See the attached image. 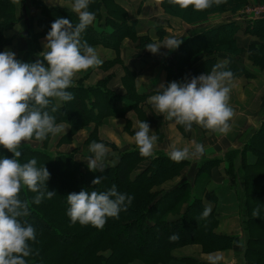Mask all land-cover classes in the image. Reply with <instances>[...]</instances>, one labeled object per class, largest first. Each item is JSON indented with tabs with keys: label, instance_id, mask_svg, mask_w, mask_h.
Returning <instances> with one entry per match:
<instances>
[{
	"label": "trees",
	"instance_id": "16d2710c",
	"mask_svg": "<svg viewBox=\"0 0 264 264\" xmlns=\"http://www.w3.org/2000/svg\"><path fill=\"white\" fill-rule=\"evenodd\" d=\"M28 1L32 14L27 15L25 28L17 34L24 47L16 59L34 63L42 59L40 53L44 51L40 41L46 38L51 24L57 18H67L76 26L79 18L72 11L74 0H64L71 7H48L40 0ZM159 2L166 15L178 17L189 25H197L214 14L237 12L247 0H226L219 5L213 3L202 11L192 7L182 9L172 0ZM121 3L120 0H90L87 10L94 13V20H98L96 27L100 31L93 24L89 25L81 34V41L90 46L111 49L117 56L114 61H102L98 67L121 64L119 51L125 40L132 43L140 54L147 44L159 42L165 37L169 23L167 26L165 22L154 26L153 36L149 33L142 35L139 19L129 17L128 10ZM139 4L136 5L135 15L140 13ZM18 19L16 0H0V52L11 45L12 39L5 33L16 25ZM251 39L253 41H249ZM241 56L264 70V18H242L240 22L228 20L198 29L182 39L180 46L163 61L162 68L167 79L177 83L210 73L218 64L222 70L231 71L233 76L248 75L238 63ZM124 72L122 85L126 93L122 96L107 88L110 80L107 76L95 86L85 87L81 81L73 83L67 89L74 96L71 101H60L57 105L55 98L50 100L43 111L53 116L57 125L68 126L67 132L57 139L56 148L71 142L78 130L89 127L91 123L94 127L84 143L102 142L97 138V127L103 118L109 113L123 114L135 106L136 98L137 103L143 100L134 93L135 71L125 68ZM116 99L123 102V110L118 113L111 108ZM51 138L52 134L43 141L33 139L30 142H38L37 145L27 142L19 149L21 164L35 158L37 168L45 166L49 171L50 178L45 182L46 186H41V191L56 193L51 199L45 196L37 205L32 201L38 193L21 187L19 199L29 202V215L20 220L26 226L31 225L36 233V241H29L32 254L25 258L26 264H204L194 259L177 258L172 252L192 245H199L203 253L221 252L239 245V237L215 232L218 219L213 208L207 217L203 216L205 209L209 208L206 203L216 204V192L204 189L201 196H196L193 190L196 182L208 181L211 170L222 160L204 158L196 169L193 182L184 181L170 189L158 190L157 187L165 181L180 176L189 161L176 163L161 152L145 157L140 155L139 149H135L120 152L116 163L104 166L102 174L89 171L88 163L76 160L73 154L52 151L48 146ZM5 157L13 158L12 153L0 146V158ZM236 159H239L237 168L234 164ZM145 160H148L146 167L136 173L139 164ZM224 160L228 163L225 174L241 201L240 225L244 245L240 264H264V119L241 148L226 153ZM101 175L105 176L102 183L93 185L92 181ZM113 185L119 193L134 197L127 210L119 213V218H108L103 228L71 222L67 215L70 207L68 194L81 190L105 192ZM257 207L260 215L254 218L252 212ZM173 234L179 237L176 241L169 239Z\"/></svg>",
	"mask_w": 264,
	"mask_h": 264
},
{
	"label": "clouds",
	"instance_id": "9594fccd",
	"mask_svg": "<svg viewBox=\"0 0 264 264\" xmlns=\"http://www.w3.org/2000/svg\"><path fill=\"white\" fill-rule=\"evenodd\" d=\"M182 9L188 7L196 11L205 10L213 5L225 3L226 0H172ZM90 0H74L72 11L78 15L79 23L73 26L67 18H57L51 24L46 35L45 51L40 53L42 59L34 63H24L16 59L10 50L0 52V146L12 153L13 158H0V264H26V257L32 254L29 241H36L35 229L21 222V217L29 215V202L21 201L19 193L24 186L33 193H38L32 203L40 204L45 196L51 199L53 191H41V186L50 178L45 166L37 168L35 158L21 164L19 150L24 142L35 139L43 141L49 134L57 135L63 129L55 123V118L43 109L55 98L63 102L74 99L67 91L73 86L74 77L90 68L102 64L94 47L81 41V34L91 25L95 15L89 12ZM181 40L165 38L160 43H149L144 49L158 54L161 47L177 49ZM46 62V66H45ZM233 73L222 70L221 65L213 67L210 73L201 74L183 83L171 82L161 91L151 95L148 103L154 106L164 119L182 125L190 131L193 124L207 130L227 134L229 121L234 113L229 106ZM55 111V109H53ZM151 132L147 122L138 124L134 140L141 156H151L158 140ZM194 144V151L188 147L178 148L170 145L169 158L176 163L199 157L204 146ZM89 151V171L104 173L103 161L109 149L99 142H92ZM105 179L96 177L93 185H100ZM134 197L119 193L113 185L105 192L81 190L67 195L70 206L67 215L73 224H91L103 228L108 218H119L121 211H126ZM210 208L205 209L207 217ZM252 215L258 218L260 209L253 210ZM175 234L169 237L176 241Z\"/></svg>",
	"mask_w": 264,
	"mask_h": 264
},
{
	"label": "crops",
	"instance_id": "0c3cea01",
	"mask_svg": "<svg viewBox=\"0 0 264 264\" xmlns=\"http://www.w3.org/2000/svg\"><path fill=\"white\" fill-rule=\"evenodd\" d=\"M40 1L48 7H71L69 2L64 0H54V3H52L53 0ZM247 1L248 3L253 4L259 2L260 0ZM121 4L123 5V3ZM30 9V3L28 0H16V14L19 18L18 21L19 23L21 22L22 26H14L16 31H13V27L11 30L5 33L7 37H10L12 39L10 46H13L15 48L18 56L19 52H21L24 47V43L20 41L21 39L18 38L17 34L25 28V18H27V15H29L30 12L32 14V11ZM22 14L24 15V18ZM128 14L129 17H133L129 10ZM37 15L38 12L36 10L35 16ZM163 15L165 16L166 20H169V24H171L172 27L165 29L166 34L162 42L165 40V38H168L169 35L170 38L172 35L175 39L182 41V39L188 35L187 30H192L191 28L199 27V25H187L177 18H172L171 16L165 14ZM224 18L225 17H223L222 20ZM243 19L246 18L243 16ZM234 20L240 22L242 18L238 17ZM97 23L98 20H94L92 24L94 25V27H96ZM142 23L143 22L139 19L140 29L141 26H143ZM173 24H181V26L180 28H176V31L173 28ZM249 41H253V39ZM162 42H158L157 44H160ZM242 42H244V40H242ZM45 44L46 40L42 39L40 41V45L43 51H45ZM133 46L134 45L128 40H125L123 42L119 51V59L121 61V64H110L105 66L104 68L102 67L103 65L100 67L90 68L87 70L89 72L86 77L83 78V75L86 72L83 71L78 73L73 80L74 84L81 81L82 85L88 87L95 86L98 81L104 79L107 76H110L107 88L114 91L119 96H122L126 93V90L122 85V77L125 76L124 69L127 68L131 72L135 71L136 78L134 80V93L137 97H143V100L137 103L136 98L133 103L135 106H132V108L125 111L121 115H118L116 113H109V115L103 118V121L97 127L98 140L104 142L103 144L109 149L103 161V165L113 166L116 163L120 152L138 149L134 140V135L135 132L138 131L139 122L145 121L150 126L151 132L149 133V135H156L158 137V140L153 149V154L151 156H154L161 152L169 157L170 145L172 144H175L176 147L181 149L184 147H188L190 149V152L194 151L193 142L202 144L204 146V152L202 155H200L199 157L192 156L190 159H186L187 161H189V165L185 167L181 175L175 177L169 182L167 181V184H169V186L165 189H163V186H165L166 184L164 182L163 185L157 187L158 190L170 189L175 185L183 183L184 181L190 183L193 182L196 174V169L198 168L200 162L204 158H207L220 159L222 161L218 164V166L214 167L211 170L210 178L205 182V184L208 183V185L205 186V191H216L220 187H225L226 189H228V192H230L229 189L232 182L229 176L225 174V170L228 166V163L224 160L225 154L231 150L240 149L242 144L246 140H248L251 135L258 129L260 123L264 119V81L259 82L258 88H256V92H252L253 97L251 101L247 98H245L246 101L237 99L234 95L232 99H234V103H237L234 107V104L230 105L232 101L231 99H229V106L233 109L234 113L232 119L229 121V124L233 126V123L235 125V122H242L240 126L234 127V129H236L237 131V137L235 136V134H233V132H230V130L227 134H223L220 132L207 130L197 124H193L190 131H185L184 126L176 124L174 121L164 119V117L156 111L154 106L148 103V98L151 95H154L162 90L161 86L167 87L168 84L174 82L172 79H167L166 72L162 68L163 61L170 55L173 50L161 47L159 53L156 54L158 56L150 53V55H146V57H151L152 59L147 60L143 55L138 54V51L133 48ZM92 47L95 48L99 58L102 61H114L117 58L115 51L111 49L103 48L100 45H95ZM159 56L163 58L159 61H156L154 57L158 58ZM240 66L242 68L245 67V65H242V63ZM259 69L260 68H255L257 72L259 71V76L264 78V70L260 71ZM55 103L59 105L60 100L55 99ZM249 104H252L254 107L252 108V110L248 109L243 114V105ZM111 108L113 112L118 113L123 110V102L116 99L112 103ZM59 126H61L63 130L57 135H52V137L56 136L57 139L68 130V126L66 124H59ZM93 127L94 123H91L89 127L78 130L74 134L71 142H69L68 144H62L59 148H56V151L73 154L75 155L76 160L85 161L87 163L89 157L94 156V154L89 151V146L91 143L85 144L84 142L89 135V131ZM238 138H242L243 140L238 141ZM33 144L35 146L37 143ZM147 164L148 160L141 162L137 167L136 173L144 169ZM234 164L237 168L239 166V159H236L234 161ZM232 195L237 197V194L235 195L234 193H232ZM218 201L219 199H217L216 204L214 205H212L211 203H206L210 209H214L216 217L218 216L216 214ZM217 212L219 213V215L222 213L219 208ZM222 215L223 214H221L220 216ZM228 220V224L226 223L227 220H225L224 230L220 229V222L218 220V228H215V232L219 234L234 235L240 238L242 234L240 227V215L239 217ZM232 250L204 254L202 253L201 247L199 245H192L174 250L172 254L177 258L194 259L204 264H240V252L242 250V245L235 247V253L232 252ZM227 252H232V254H226Z\"/></svg>",
	"mask_w": 264,
	"mask_h": 264
},
{
	"label": "rangeland",
	"instance_id": "374dc122",
	"mask_svg": "<svg viewBox=\"0 0 264 264\" xmlns=\"http://www.w3.org/2000/svg\"><path fill=\"white\" fill-rule=\"evenodd\" d=\"M120 1L123 3V6L129 10V12L131 13L132 16H136L138 19H140L143 22L142 23L143 26H141V29H142L141 30V34L142 35L144 33H149L151 36H153V34H154L153 29H150V28H152L154 25L156 26V25H158L160 23H163V22H165L166 26L168 25V23H170L169 20H166L165 16L163 15L165 13L163 12L162 8L160 7L159 0H120ZM52 3H54V0L52 1ZM138 3H140L139 5H140L141 9H140V13L135 15L134 12H135V9H136V5ZM261 3H264V2L259 1V2H256V3L252 4V3H248V1H247V3L245 5H243L242 8H240L235 13L228 12V13H224V14L221 13V14L211 15V16H209L207 18L206 21H204V23L197 24V25H199V27L191 28L192 30H187V32H188V34H191V33L195 32L198 29H201V28H203L205 26L206 27L215 26L217 24H220L223 21L234 20V19H237L238 17L243 18V16L246 15V11H247L248 8L251 9V8H253V6H256V5L258 6ZM139 5H138V7H139ZM168 16H171V15H168ZM171 17L181 20L178 17H174V16H171ZM223 17H225V18L222 20ZM216 19L217 20H222V21H217ZM169 25L166 27L167 29L172 27L171 25L169 27ZM187 25H189V24H187ZM15 26L21 27L22 26L21 22L19 23V21H17ZM180 26H181V24H173L174 30H176V28H180ZM96 29L100 31L99 27H96ZM106 30H108V29H106ZM13 31H16L15 27H14ZM11 33H13V32H11ZM168 38H170V35L168 36ZM171 38H174V37L171 35ZM162 40L159 41V42H162ZM154 43H158V42L155 41ZM133 48H134V46H133ZM5 50H10L13 53H15V57L18 56L17 52H16V50H15V48L13 46H8V47H6L4 49V51ZM140 55H143L147 60L152 59L151 57H146V55H150V52L147 51L146 49H144V52L140 53ZM156 56H158V55H156ZM162 58L163 57H160V56L158 58L154 57V59H156V61H159ZM238 63L240 65H241V63H242V65L243 64L245 65V67H244L245 73H248V75L233 76V81H232V84H231V91H230V99H231L232 103L230 105L234 104V107L236 106L235 104H237L236 102L234 103V99H232V97L234 95H235V98H237V99L245 100V98H247V99H249L251 101V99L253 97V93L252 92H256V88H258L259 82L264 81V78L259 76V74H260L259 71L257 72L255 70V68H258V67L253 65L251 63V61L248 60V58H246L244 56H241V57L238 58ZM260 71H262V70H260ZM235 80H237V81H235ZM247 86H249V87H247ZM253 107L254 106L252 104L243 105V107H242V111L243 112L242 113L244 114V112H246L248 109L252 110ZM241 123L242 122H235V125H234V123H233V126L230 125V132H233V134H235L236 137H237V131H236V129H234V127L240 126ZM56 139H57L56 136L52 137V139L50 140V143L48 144V146H50V149L52 151L53 150L54 151L57 150L56 149V141H57ZM240 140H243V139L242 138H238V141H240ZM24 143H27V142H24ZM29 143L30 144H33V143H37L38 144V142H30V141H29ZM167 181L169 182L170 180H167ZM167 181H165L166 184H165V186H163V189H165L166 187L169 186V184H167L168 183ZM163 184L164 183H162L161 185H163ZM207 185H208V183L205 184V181H203L202 183H198V184L196 182L195 186L193 188L194 194L196 196H201L202 190H204L205 186H207ZM234 188L235 187L232 184H230V189H229L230 192H228V189H226L225 187H220L219 189H217L215 191L217 196H218V199H219V201L217 203L216 214L218 215L217 219L220 222L219 225H220V229L221 230H224L225 220H227L226 223L228 224V221H229L228 219H233L235 217H239V215H240V204H241V201L236 196L232 195V193H234L235 195L237 194L236 193L237 190H236V188L235 189ZM218 208L222 212L221 213V214H223L222 216H220L221 214L219 215V213L217 212ZM240 227H241V225H240ZM241 233H242V231H241ZM230 236H234V235H230ZM132 240L133 241L135 240L134 236H133ZM239 245H244L243 234H241ZM184 251H187V250H184ZM216 252H220V251H216ZM232 252H234V253L236 252L235 248H233ZM232 252H227L226 254H232ZM211 253H214V252H211ZM211 253H204V254H211ZM240 255L242 256L241 252H240Z\"/></svg>",
	"mask_w": 264,
	"mask_h": 264
},
{
	"label": "built area",
	"instance_id": "2783aa9c",
	"mask_svg": "<svg viewBox=\"0 0 264 264\" xmlns=\"http://www.w3.org/2000/svg\"><path fill=\"white\" fill-rule=\"evenodd\" d=\"M246 19H261L264 18V3L259 4L258 6H253V8H248L246 11V15L244 16Z\"/></svg>",
	"mask_w": 264,
	"mask_h": 264
}]
</instances>
